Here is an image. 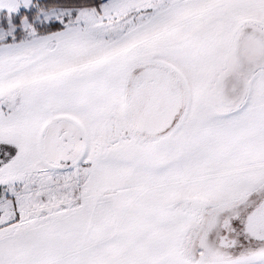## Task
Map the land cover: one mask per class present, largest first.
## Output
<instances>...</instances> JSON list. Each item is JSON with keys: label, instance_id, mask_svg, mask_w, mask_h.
<instances>
[{"label": "snow or ice", "instance_id": "obj_1", "mask_svg": "<svg viewBox=\"0 0 264 264\" xmlns=\"http://www.w3.org/2000/svg\"><path fill=\"white\" fill-rule=\"evenodd\" d=\"M0 264H264V0H0Z\"/></svg>", "mask_w": 264, "mask_h": 264}]
</instances>
